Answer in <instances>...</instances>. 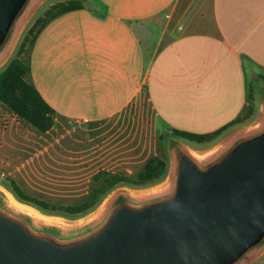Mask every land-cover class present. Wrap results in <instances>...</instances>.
I'll use <instances>...</instances> for the list:
<instances>
[{
    "label": "crops",
    "instance_id": "crops-1",
    "mask_svg": "<svg viewBox=\"0 0 264 264\" xmlns=\"http://www.w3.org/2000/svg\"><path fill=\"white\" fill-rule=\"evenodd\" d=\"M28 60L55 125L87 132L85 156L145 168L174 131L213 134L256 112L264 0H85L45 24Z\"/></svg>",
    "mask_w": 264,
    "mask_h": 264
},
{
    "label": "water",
    "instance_id": "water-1",
    "mask_svg": "<svg viewBox=\"0 0 264 264\" xmlns=\"http://www.w3.org/2000/svg\"><path fill=\"white\" fill-rule=\"evenodd\" d=\"M45 1L0 0V71ZM8 194L0 187V264H254L264 256V116L210 150L176 149L166 182L119 191L77 223L39 220Z\"/></svg>",
    "mask_w": 264,
    "mask_h": 264
},
{
    "label": "rangeland",
    "instance_id": "rangeland-1",
    "mask_svg": "<svg viewBox=\"0 0 264 264\" xmlns=\"http://www.w3.org/2000/svg\"><path fill=\"white\" fill-rule=\"evenodd\" d=\"M69 1L71 0H46L34 16L39 12H41L39 15L41 17L45 15V12L58 13V9L67 6ZM27 30L28 27L22 38L27 34ZM17 49L12 59L17 57ZM263 78L259 74H254L249 80L253 90L256 89L255 92L258 93V109L240 126L232 128L214 142L207 144H196L181 139L174 133L166 138L163 148L159 149L158 154L168 165L167 175L162 182L146 188L136 187L125 182L113 185L114 177L119 179L137 177L144 164L131 168L129 172L117 171V168L108 170L104 168V164H95L85 156L87 153L84 151L90 149L92 144L85 130L58 122L48 133L42 134L0 103V187L18 202L36 209L44 216L57 218L67 223L85 220L95 214L119 191L130 190L135 193H145L166 182L175 164L176 149L188 146L201 152L210 150L220 144L233 131L262 119L264 116ZM260 105H262L261 108ZM13 181L27 196L44 201L58 210L44 211L23 202L13 191ZM90 202H93V205L87 214L71 215L64 212L65 208ZM254 264H264V256Z\"/></svg>",
    "mask_w": 264,
    "mask_h": 264
},
{
    "label": "trees",
    "instance_id": "trees-1",
    "mask_svg": "<svg viewBox=\"0 0 264 264\" xmlns=\"http://www.w3.org/2000/svg\"><path fill=\"white\" fill-rule=\"evenodd\" d=\"M84 1L85 0H71L68 2L67 6H62L63 8L58 9V13L52 14L51 12L47 18L39 19L31 29L27 30V34L20 41L17 49V57L12 59L8 65L0 71V103L9 108L15 116L23 120L27 125L42 134L48 133L55 126L56 112L46 103L37 89L28 82V77L31 73L28 56L38 33L46 23L58 14L82 9L84 7ZM252 114H254L253 109L249 111L245 118L213 134L197 135L181 131H174L173 133L181 139L197 144L212 143L230 129L243 124ZM167 172V163L163 159L155 157L147 163L137 177L122 179L114 177L113 185L125 182L135 185L136 187L146 188L162 182ZM12 188L16 196L29 205L43 209L44 211L58 210V208L52 207L44 201H38L27 196L15 181L12 182ZM92 205L93 202L69 207L65 208L64 212L71 215L87 214L91 210Z\"/></svg>",
    "mask_w": 264,
    "mask_h": 264
},
{
    "label": "bare ground",
    "instance_id": "bare-ground-1",
    "mask_svg": "<svg viewBox=\"0 0 264 264\" xmlns=\"http://www.w3.org/2000/svg\"><path fill=\"white\" fill-rule=\"evenodd\" d=\"M8 199L10 201V204H12L14 208L27 213H32L39 220H48V221L57 220V218L44 216L40 214L37 210L33 209L32 207L18 202L17 200H15V198H13L11 194H8Z\"/></svg>",
    "mask_w": 264,
    "mask_h": 264
}]
</instances>
